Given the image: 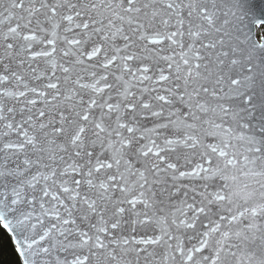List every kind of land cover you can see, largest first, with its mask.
Listing matches in <instances>:
<instances>
[{
    "label": "snow or ice",
    "instance_id": "obj_1",
    "mask_svg": "<svg viewBox=\"0 0 264 264\" xmlns=\"http://www.w3.org/2000/svg\"><path fill=\"white\" fill-rule=\"evenodd\" d=\"M0 264H264V0H0Z\"/></svg>",
    "mask_w": 264,
    "mask_h": 264
}]
</instances>
